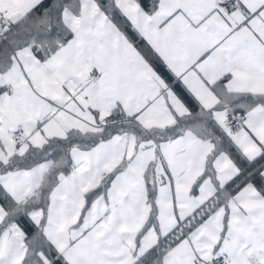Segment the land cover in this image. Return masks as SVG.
I'll use <instances>...</instances> for the list:
<instances>
[{"label": "snow or ice", "instance_id": "obj_1", "mask_svg": "<svg viewBox=\"0 0 264 264\" xmlns=\"http://www.w3.org/2000/svg\"><path fill=\"white\" fill-rule=\"evenodd\" d=\"M0 264H264V0H0Z\"/></svg>", "mask_w": 264, "mask_h": 264}]
</instances>
